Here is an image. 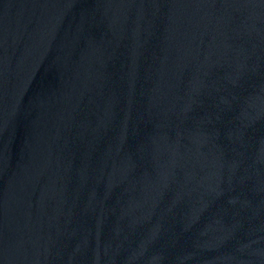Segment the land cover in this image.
Here are the masks:
<instances>
[{"label": "water", "instance_id": "obj_1", "mask_svg": "<svg viewBox=\"0 0 264 264\" xmlns=\"http://www.w3.org/2000/svg\"><path fill=\"white\" fill-rule=\"evenodd\" d=\"M0 264H264V0H0Z\"/></svg>", "mask_w": 264, "mask_h": 264}]
</instances>
